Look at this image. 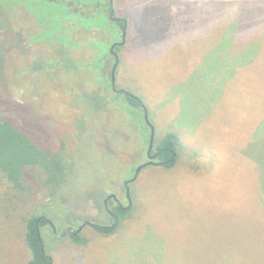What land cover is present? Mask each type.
<instances>
[{
	"label": "rangeland",
	"instance_id": "374dc122",
	"mask_svg": "<svg viewBox=\"0 0 264 264\" xmlns=\"http://www.w3.org/2000/svg\"><path fill=\"white\" fill-rule=\"evenodd\" d=\"M112 4L113 17L127 21L124 30L117 24L77 30L69 35L77 47H59L31 42L48 39L39 22L52 16L49 1L0 0L9 21L7 30L0 18V40L7 30L11 92L31 107L69 169L56 194L36 195V215L56 230L40 232L51 264H264V172L255 151L264 137V0H187L173 19L164 0ZM121 42L114 51L115 89L143 102L152 151L176 129L191 135L179 133L172 169L149 166L139 173L128 187L130 217L103 237L91 227L112 224L104 209L108 195L129 204L124 183L148 162L151 133L145 112L112 90L110 47ZM59 55L67 66L34 70ZM5 184L0 172V227L17 207L14 193L24 197L2 190ZM26 198L24 212L11 219L20 240L15 252L4 245L11 257L3 264L29 258L20 221L31 213ZM82 226L83 246L60 236Z\"/></svg>",
	"mask_w": 264,
	"mask_h": 264
},
{
	"label": "trees",
	"instance_id": "16d2710c",
	"mask_svg": "<svg viewBox=\"0 0 264 264\" xmlns=\"http://www.w3.org/2000/svg\"><path fill=\"white\" fill-rule=\"evenodd\" d=\"M47 1L50 2V6L54 8L53 11L57 14L55 15L52 13L53 11L48 10L47 12L52 14V16L44 23L39 22L41 32L48 39L44 37L35 38L31 42H53L59 47H77V44L69 38V35L77 30H84L89 33L95 29L104 30L110 28L112 24L114 26L117 24L119 30L122 31L127 23L125 18H114L113 13L112 20L108 19L109 10L114 8V5L112 4L111 6L108 0H104L102 3L95 0ZM32 17L34 18V16ZM0 18L6 29L9 30L7 27L8 18L1 7ZM85 19L86 21L84 22ZM68 23H73V25L70 27L67 25ZM5 32L3 39L0 40V172L4 174L6 180L5 188L2 190L6 189V192L9 190L24 194V197H27L26 205L29 204L31 208V213L28 215L24 213L26 217H22V220H20L22 221L24 247L29 255L25 264H51L50 258L44 251L42 241L40 243L38 240V233L40 234L41 230L46 226V222L44 216L36 215V209L41 205L35 203L36 195L41 191L45 192L47 196L52 195V193L56 194L64 186L69 169L56 151L54 144L46 137L43 128L36 121L31 107H22L17 103L11 92L6 73L8 61L6 45L9 36ZM117 50L118 47H115L114 51ZM77 64L79 67L81 66L80 63ZM93 64L95 65V61L91 64L92 68H94ZM64 65L67 66L66 61H62L59 55L47 68L43 66L42 61L37 62L34 70L53 72ZM116 92L125 95V100L129 107L144 111L143 102L140 98L124 89L116 90ZM261 141L263 144L261 152L255 151L257 152L256 159L264 172V158L263 160L258 159V154L264 155V137ZM251 147L253 146L251 145ZM179 148V137L173 132L167 133L162 140H158L155 152L160 153L159 159L162 168L169 170L174 167ZM251 151L253 150L251 149L248 153L250 154ZM0 196L1 203L3 196ZM24 197L19 199L17 194L14 193L13 198L17 201V207L12 211L11 215H5L4 222L6 221V223L3 227H7L9 236H6L3 227H0V264H3L8 257H11V254L5 257V252L2 251L5 250L4 245L10 247V253L12 251L15 252V242L20 240L14 232L15 227L13 229L11 227V225H18H13L14 221L11 219H13V212H17L18 215L24 212L21 211L25 207ZM110 211L116 216V222L113 226L91 227L94 232L103 237L113 235L121 222L127 220L131 214L130 208L121 210L117 206H114ZM67 235L73 244L77 246L85 245V240L78 234L74 236L68 233ZM12 257L14 258V253H12Z\"/></svg>",
	"mask_w": 264,
	"mask_h": 264
},
{
	"label": "flooded vegetation",
	"instance_id": "af4514ba",
	"mask_svg": "<svg viewBox=\"0 0 264 264\" xmlns=\"http://www.w3.org/2000/svg\"><path fill=\"white\" fill-rule=\"evenodd\" d=\"M109 1V3H110V5L112 6V0H108ZM112 13H113V10L112 9H110L109 10V15H108V17H109V19L110 20H112ZM112 47V46H111ZM111 47H110V53H111ZM115 48V47H114ZM114 48H113V52H114ZM115 53V52H114ZM159 152H155V150L154 151H151L150 153H149V158L147 157V159H148V161H153L155 164H157L158 166H160L161 165V162H160V159H159ZM154 157V158H153ZM151 158H153V159H151ZM126 183V182H125ZM125 183H124V187H125ZM130 186V184H128V187ZM125 189V188H124ZM130 200H131V198H130ZM109 202H111V204H112V206H111V209L114 207V206H117L118 208H120L121 210H125V209H127V208H130V206H129V204L126 206V207H124L121 203H119L118 201H117V199H116V197H114L113 195H108V197L106 198V199H104V209H105V212H106V215H107V217L112 221V224H111V226H113L114 224H115V222H116V216L115 215H113L112 213H111V211H110V209H109ZM45 222H46V226H49L50 228H51V230H52V232L55 234L56 233V230H55V227H54V225L51 223V222H49L48 220H46L45 219ZM86 225H88V224H86ZM90 226V225H89ZM91 227V226H90ZM71 232H73V233H71ZM64 233V234H63ZM68 233H70V234H72V235H76V234H79V232L77 233V229L76 230H73V229H71V228H66L65 230H63V232L61 233V235L60 236H62V237H64V236H67V234Z\"/></svg>",
	"mask_w": 264,
	"mask_h": 264
},
{
	"label": "water",
	"instance_id": "95a60500",
	"mask_svg": "<svg viewBox=\"0 0 264 264\" xmlns=\"http://www.w3.org/2000/svg\"><path fill=\"white\" fill-rule=\"evenodd\" d=\"M123 37H124V33H123ZM122 43H123V42H121L120 44H115V45H113V46L111 47V54H112V56L114 57V65H113L112 72H111V86H112V90H113V91H116V89H115V80H114V73H115V69H116V67H117V65H118L117 54L113 52V48H114V47H119V46H121ZM144 112H145V120H146V123L149 125L150 131H151V133H150V139H149V146H148V149H147V157L149 158V153L152 151L153 142H154V131H153L152 126L149 124V122H148V120H147V113H146V109H145V108H144ZM153 158H154V157H153ZM153 158H151V159H153ZM149 166H158V165L155 164V163H154L153 161H151V160L148 161L147 163H145V164L139 166V167L136 169V171H135V173H134V175H133V178H132L130 181H127V182L125 183L126 197H127V199L129 200V206L131 205V200H130V198H129V193H130V192H129L128 184L133 183V182L137 179L139 173H140L143 169H145V168H147V167H149ZM82 228H83V226L80 227V228H78V229H77V233L80 232V231L82 230ZM71 233H73V232H71ZM63 234H64V233H63ZM38 240H39V242L41 243V237H40V234H39V233H38Z\"/></svg>",
	"mask_w": 264,
	"mask_h": 264
},
{
	"label": "crops",
	"instance_id": "0c3cea01",
	"mask_svg": "<svg viewBox=\"0 0 264 264\" xmlns=\"http://www.w3.org/2000/svg\"><path fill=\"white\" fill-rule=\"evenodd\" d=\"M164 2L166 3V9L169 10V12H167V13H169V16H170L169 18L173 19L172 13L173 12L175 13L177 10L176 13L178 14L179 7L184 9L183 5L187 2V0H164ZM177 5H179V6H177ZM262 57L263 56H261V58ZM169 130L172 131L171 129H169ZM172 132L177 133V136L179 137V141L181 140L179 133L183 132V133L191 135L190 133H188V131H185V130H177L176 129L175 131H172Z\"/></svg>",
	"mask_w": 264,
	"mask_h": 264
}]
</instances>
